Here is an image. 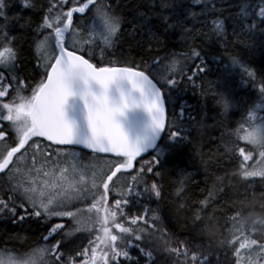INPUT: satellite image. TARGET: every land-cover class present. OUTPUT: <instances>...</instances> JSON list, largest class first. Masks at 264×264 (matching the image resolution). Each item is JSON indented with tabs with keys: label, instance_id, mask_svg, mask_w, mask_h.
Listing matches in <instances>:
<instances>
[{
	"label": "snow or ice",
	"instance_id": "snow-or-ice-1",
	"mask_svg": "<svg viewBox=\"0 0 264 264\" xmlns=\"http://www.w3.org/2000/svg\"><path fill=\"white\" fill-rule=\"evenodd\" d=\"M196 3L203 4L202 10H186L184 21L177 17L176 23H169L171 17L161 18L166 32L182 29L189 50L165 51L149 60L141 56L139 62H105V53L116 47L125 23L119 3L113 0H48L32 41V73L22 67L18 39L3 36L0 215L19 223L32 218L46 224L67 223L51 224L40 238L43 243L27 259L8 255L0 258V264H141L131 249L147 257L148 264H156L153 242H162L164 251L179 264H210L207 256L194 250L191 239H180L161 226L157 210L145 207L138 215L127 211L136 197L161 196L162 186L155 179L150 182L149 174L160 177L157 169L163 168L166 152L187 140L182 134L185 107L179 105L177 112L172 94L185 83L200 87L197 80L208 71L204 55L194 45L196 38L222 41L228 66L256 81V72L227 52L226 21L231 19L233 35L257 29L264 33V0L244 3L238 13L223 19L224 10L216 8L215 0ZM25 5L36 7L32 0H25ZM6 7V0H0V17ZM170 7L162 0L161 8ZM210 16L214 18L209 20ZM185 21L193 26L184 27ZM26 25L30 27L31 21ZM148 25L141 14L139 28L147 32L151 52L153 44L163 46V41ZM139 28L133 26V31ZM216 59L222 62V57ZM259 100L229 132L234 140L225 148L228 159L239 163L244 180L264 179V116L258 115L264 111V81ZM217 103L225 113L232 107L224 94ZM78 147L80 151L75 150ZM85 149L93 154V163L84 162ZM145 154L151 159L144 160ZM123 176L129 179L120 183ZM221 191L216 186L209 189L200 211ZM201 219L198 212L194 222ZM258 223L264 225V219L249 220L240 211L226 218L229 226L220 245L231 250L234 264H264V236L253 238ZM85 233L87 244L75 245Z\"/></svg>",
	"mask_w": 264,
	"mask_h": 264
},
{
	"label": "trees",
	"instance_id": "trees-1",
	"mask_svg": "<svg viewBox=\"0 0 264 264\" xmlns=\"http://www.w3.org/2000/svg\"><path fill=\"white\" fill-rule=\"evenodd\" d=\"M32 2L36 4L35 8L27 7L25 0H6L4 17H0V47L3 46L5 34L18 39L22 67L28 73L33 72L35 64L32 56L35 29L46 10V7L42 6H46L48 0ZM113 2L119 3L118 11L123 15L125 23L118 44L105 53V62L112 59L139 62L141 56L149 60L156 55L163 56L165 51L176 53L188 51L182 29L177 27L166 32L161 18L169 16L171 19L168 22L176 23L177 17L184 21L186 10L200 12L203 8V4H197L196 0H164L172 5L170 8H161L162 0H113ZM244 3L255 5L258 0H215L216 8L224 10L221 19L238 13ZM141 14L145 15L149 20L148 26L163 41V46L153 44L151 52L147 51L149 43L147 32L144 28H139ZM212 18L214 17H208L209 20ZM28 21H31L30 27L26 25ZM133 26L138 27L139 31L134 32ZM192 26L193 22L185 21L184 27ZM196 27L204 32L208 31V27L201 23H196ZM226 27L227 52L239 57L247 67L256 72L255 83L239 70H233L228 66L230 62L224 55L222 41L216 37L198 36L194 45L204 55L208 71L197 80L200 87L193 88L191 84L185 83L182 90L173 91L172 94L175 110L179 112L181 104L185 107L183 125L185 132L182 134L187 136V140L166 152L162 158L165 160L163 168L157 169L162 174L160 177H152L149 174L150 182L155 179L156 183L162 186L161 196L159 198L153 196L151 199L144 196L136 197L127 209L130 215L143 213L145 207L157 210L161 226L180 239H191L195 246L194 250L207 256L210 264H234L231 250L220 245L225 228L229 226L225 224L228 216L240 211L249 220L264 219V179L260 177L242 179L238 172L239 163L230 161L225 155L226 146H230L234 140L229 132L238 127L241 118L247 115L248 109L260 102L259 88L264 81V33L257 29L251 33L233 35L231 19L226 21ZM96 55L99 59V50ZM218 56L222 57V62L216 59ZM220 94H224L232 104L227 113L217 103ZM189 115L192 117L191 121H188ZM258 115L264 116V111L258 112ZM162 146L167 147L166 144ZM75 150L80 151V148ZM84 153V162L93 163V154L86 150ZM143 159L150 160L151 156L145 154ZM136 167L139 168L138 163ZM218 178L222 183L217 184ZM125 179L129 177H121L120 183ZM2 181L3 177L0 176V182ZM214 186L223 191L217 194L216 199L205 210L200 211V201L204 200L208 190ZM181 187L183 191L178 193ZM198 212L202 219L194 222ZM210 215H214L215 219L210 220L208 218ZM57 222L67 223L53 220L46 224L36 218L19 223L0 215V254L16 257L25 255L43 243L40 238L47 235L51 224ZM256 229L253 238L264 236V225L258 223ZM56 239L60 237L57 236ZM87 239L85 233L75 241V245H86ZM151 247L154 250L156 264H179L174 257L164 251L162 242H153ZM5 249L8 251L5 252ZM130 253L133 257H140L141 264H148L147 257H143L138 250L131 249Z\"/></svg>",
	"mask_w": 264,
	"mask_h": 264
},
{
	"label": "rangeland",
	"instance_id": "rangeland-1",
	"mask_svg": "<svg viewBox=\"0 0 264 264\" xmlns=\"http://www.w3.org/2000/svg\"><path fill=\"white\" fill-rule=\"evenodd\" d=\"M232 6V5H231ZM90 164V163H89ZM32 252V250L28 253H26L25 255H22V256H13L11 255L12 257H15L16 259H27L29 254ZM9 254H0V258H6ZM244 255H248L247 253H244Z\"/></svg>",
	"mask_w": 264,
	"mask_h": 264
},
{
	"label": "water",
	"instance_id": "water-1",
	"mask_svg": "<svg viewBox=\"0 0 264 264\" xmlns=\"http://www.w3.org/2000/svg\"><path fill=\"white\" fill-rule=\"evenodd\" d=\"M86 150V149H85ZM86 151H89V150H86ZM90 152V151H89Z\"/></svg>",
	"mask_w": 264,
	"mask_h": 264
}]
</instances>
